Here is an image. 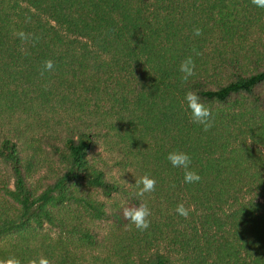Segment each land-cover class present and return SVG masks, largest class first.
I'll use <instances>...</instances> for the list:
<instances>
[{"label": "trees", "instance_id": "trees-1", "mask_svg": "<svg viewBox=\"0 0 264 264\" xmlns=\"http://www.w3.org/2000/svg\"><path fill=\"white\" fill-rule=\"evenodd\" d=\"M259 89L264 9L252 0H0V264H264ZM188 91L211 110L208 131ZM97 146L110 158L90 161ZM173 151L199 182L184 183ZM45 165L51 176L31 183ZM145 175L155 191L138 198ZM113 194L146 203L149 229L109 210L101 198ZM94 221L109 223L105 256Z\"/></svg>", "mask_w": 264, "mask_h": 264}, {"label": "clouds", "instance_id": "clouds-1", "mask_svg": "<svg viewBox=\"0 0 264 264\" xmlns=\"http://www.w3.org/2000/svg\"><path fill=\"white\" fill-rule=\"evenodd\" d=\"M252 3L257 7L264 9V0H252ZM201 34L200 29L194 30V35L199 36ZM21 39H28V36L24 32L18 33ZM54 65L51 60L44 62L43 70L51 71ZM179 71L183 73L182 79L187 81L189 77L195 75V63L193 59L189 56L185 58L179 67ZM43 74V73H42ZM185 101L187 109L191 113V118L193 123L201 125L204 131H208L212 127V112L200 101V97L197 93L193 91H188L185 93ZM115 123V122H114ZM167 160L173 168L184 169V183L193 184L200 181V175L191 171V157L188 153L182 151H173L167 155ZM138 191L136 196L142 198L146 193H151L155 191L156 181L149 176L145 175L139 180L135 181ZM177 213L181 216L187 217L188 210L184 208L183 205H179L176 209ZM151 210L146 203H140L139 206L135 207H125L123 209L124 218L135 226L138 231H146L150 227L149 217L151 216ZM7 264H21L18 258L11 257L7 260ZM39 264H49L46 258H41Z\"/></svg>", "mask_w": 264, "mask_h": 264}, {"label": "rangeland", "instance_id": "rangeland-1", "mask_svg": "<svg viewBox=\"0 0 264 264\" xmlns=\"http://www.w3.org/2000/svg\"><path fill=\"white\" fill-rule=\"evenodd\" d=\"M261 91H264L262 89H259ZM60 116V114H59ZM18 123V119H14L11 120L13 121L12 125L15 126V123L16 121ZM4 123L0 122V133L2 134H8V132L10 131L8 129V126H2ZM11 126V127H13ZM34 152L33 149L31 148H28L27 151H24V156H30L32 155ZM104 153V154H103ZM97 154H103V156L105 157H108L110 158V154L108 151H104V149L102 147H94L88 154V158L90 161H92L93 159H97L98 155ZM55 166V165H54ZM50 168V167H49ZM48 166H41L39 167L36 172L32 175V177L30 178V181L31 183H35L37 180H39L41 178V180L43 178H48L50 177L51 175L49 174L50 170H49ZM116 173H118V170L116 171ZM115 172H113V174L116 175ZM9 177V174H8V171H7V168L5 166L4 163H2V160L0 159V187L3 186V183L5 182L6 179H8ZM4 181V182H3ZM40 183V181H39ZM11 185H13L12 181H11ZM124 196H122L121 194H113L112 197L110 198H106V197H103L102 196V200L105 201V203L107 204V208L110 210L112 207L114 208V206L120 208L121 210L124 209L125 207V204H127V202L124 200L123 198ZM117 203V204H116ZM115 207V209H116ZM92 223L91 225H93L95 228H97L102 234H103V238L102 239H105L104 237H106L108 231L110 230V227H109V223L106 222V221H94V222H90ZM48 230V229H47ZM107 244V241L105 239V241L102 243V245H99L97 246V251H95V253L97 255H101V256H105L106 255V248H105V245Z\"/></svg>", "mask_w": 264, "mask_h": 264}]
</instances>
